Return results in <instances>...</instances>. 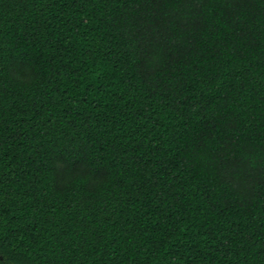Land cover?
<instances>
[{
	"label": "trees",
	"instance_id": "1",
	"mask_svg": "<svg viewBox=\"0 0 264 264\" xmlns=\"http://www.w3.org/2000/svg\"><path fill=\"white\" fill-rule=\"evenodd\" d=\"M0 264H264V0H0Z\"/></svg>",
	"mask_w": 264,
	"mask_h": 264
}]
</instances>
